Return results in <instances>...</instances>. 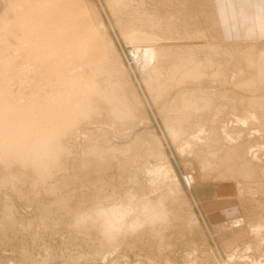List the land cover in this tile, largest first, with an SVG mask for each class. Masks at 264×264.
<instances>
[{
  "label": "rangeland",
  "instance_id": "obj_1",
  "mask_svg": "<svg viewBox=\"0 0 264 264\" xmlns=\"http://www.w3.org/2000/svg\"><path fill=\"white\" fill-rule=\"evenodd\" d=\"M193 4L192 11L199 12L194 26L207 29L215 18L208 0H194ZM117 15H121L122 23H117L108 0H0V130L16 128L22 132L29 127L33 135L28 139L24 135L26 139L21 141L18 133L20 141L15 145L20 152L35 155L22 158L6 154L2 149L3 144L7 145L5 135L0 134V264H264V110L248 106L247 99L255 94L238 89L232 81L222 85L205 77L196 83L188 80L169 94L154 97L146 78L155 73V62L137 50L158 37H153V32L150 36L139 26L145 36L139 34L136 39L132 35L133 39L130 34H134L140 19ZM126 23L130 25L129 35H122L120 27ZM167 33L163 31L160 42L185 44L182 39L168 40ZM67 40L71 44L81 42L86 50L81 45V52L67 48ZM227 42L224 43L232 44ZM244 43L254 45L257 52L264 48V41ZM169 65H160L159 70L168 73ZM96 66H107V73L96 72ZM74 70L93 75L97 84L92 86L97 88L99 84L101 91L109 94L100 99L95 92L90 93L92 100L84 109L86 112L76 111L74 122L70 120L66 129L65 123L60 125L63 129L52 140L58 147L54 156H47L53 157L52 161L48 158V165H52L48 166L50 161L46 159L39 166L38 160L46 156L40 150L34 153L30 146L37 143V138L39 142L46 137L41 133L47 130L49 120L43 116L52 107L47 110L48 104L43 100L57 93L59 102L69 97H60L67 88L76 92ZM247 73L249 78L255 74L252 69ZM65 74L66 79L72 76L68 79L73 82L66 83ZM200 85L231 91L244 98L245 103L235 100L234 105L218 97L222 92L213 93L226 104L220 111L221 120L213 124L210 113L194 112L181 127L184 135L176 139L166 124L173 99L177 91L197 89ZM21 95L24 97L19 103H26L27 98L32 104L43 103L42 111L48 112L43 116L40 112L37 117L42 116L41 119H29L27 124L23 106L17 112V107H11ZM110 95L112 103L108 101ZM173 113L175 121L185 117L180 112ZM217 136L222 143L213 141ZM231 144L234 154L227 164L221 158ZM90 146H95L96 152ZM204 157L213 165L205 172ZM237 159L254 160L243 170L240 165L246 160ZM247 169L254 173L247 172L251 176L245 179L240 172ZM128 199L136 207L131 216L141 212L142 204L148 202L165 208L169 217L108 237L100 219L93 218L94 213L100 206H113Z\"/></svg>",
  "mask_w": 264,
  "mask_h": 264
},
{
  "label": "bare ground",
  "instance_id": "obj_2",
  "mask_svg": "<svg viewBox=\"0 0 264 264\" xmlns=\"http://www.w3.org/2000/svg\"><path fill=\"white\" fill-rule=\"evenodd\" d=\"M201 1H204V0H201ZM208 2H209V0H208ZM193 3H194V0H108V5L110 6V9L117 16L116 17V19L118 20L117 23H120L121 21L123 22V20L121 18V15H117V14H124V15L126 14V15H128L127 19H138L139 18L141 20V22H140V20L138 19L139 20L138 24H135V26H134V24L132 25V26L137 27V28L134 30V34H130L131 36L132 35H136V37H134V38L137 39V38H139L140 35H144V34H142V32H143L142 30H141L142 32L139 31L140 27H142L143 29L145 28L144 32H146L147 34L150 35V33L153 32V37H158V38H156V39H154L152 41L154 43H150V42L148 43V41H147L146 44L144 43L142 45L145 48L137 50V51H141L144 54L145 57L147 56V60H149V59L151 60V58H152V63L155 62L154 66H153V69H154L155 73L150 78H146L147 85H148L147 87H149L151 89V91L153 92L152 95L154 97H155V94L162 95V94H164L166 92L169 94L170 91H172L174 89H177L179 87H182V85H184L185 82L188 81V80H193L196 83V82H200L201 80H203L206 77L210 81H212V83L213 82L214 83L215 82H220L222 85H223V83L229 85L228 83H230V81H232L233 83H236L238 85V89L240 88V90H242V91L244 90V91H249L251 93H254L255 97L247 98L250 101L248 103V106L250 105L252 107H258V108H262L264 110V48L261 49L259 52H257L256 49H255V46L252 45L251 43H246L245 44L244 42L243 43L232 42V44H229V45L224 43V42H227V40H225V38L223 37L222 31H221V26L219 25V21H218V18H217V13L214 11L215 8H213V7L212 8L214 10H212V13H214V17L215 18H214V21H213L212 25L208 24V28H207L208 30L205 27L201 26V25L198 26V27H196L197 25L194 26V21L197 20L196 23H198V16H196V15H199V12H195L194 11L195 9L193 7L194 6ZM131 5H132L133 9H132ZM196 6L198 7V5H196ZM211 6H212V4H211ZM192 9H194V10L192 11ZM187 15H189L190 18L187 17ZM203 20H204V18H203ZM204 22H205V20H204ZM128 25H129V23L128 24L126 23V25L124 24L122 26L120 25L121 26L120 28L122 29V35L125 34V33H128L129 26H130V25L129 26ZM124 27H128L127 30ZM187 28L190 29V30H187ZM165 30L168 33H170V36L167 38L168 40H169V38H173L172 40H175L176 38L177 39H182V41H184L185 44L183 45V43H181L179 41H178V43H177V41H171L169 43L160 42V40L162 41L163 31H165ZM207 31L209 32L210 35L208 34ZM128 35H129V33H128ZM74 37H76V36H74ZM129 38H131V37H129ZM132 38H133V36H132ZM142 38H143V36H142ZM140 39H141V37H140ZM70 40H72V39H70ZM70 40L66 41V44L68 45L67 48H69V47H70L69 49H71V48L75 49L76 48L77 49L76 51L78 52L79 51L78 49L80 48L81 42H80V45L77 44L78 42L76 43L75 41H73L75 43L71 44ZM157 40H159V41H157ZM138 41H139V39H138ZM143 41H141V42H143ZM67 45H65V46H67ZM82 45H84V44H82ZM139 46H141V45H139ZM85 47H86V45L83 47V49ZM63 50L66 51L67 49L63 48ZM85 50H86V48H85ZM79 52H81V51H79ZM133 52H135V51L133 50ZM68 53L66 52V54H68ZM72 53H71V55H72ZM77 55H80V54L78 53ZM68 57H70V55ZM68 61H69V59H68ZM156 61L159 62V64H157ZM66 63H68V62H66ZM169 63H170V65H169L170 68L168 70V73H163L162 71L159 70V68L162 67L160 65L169 64ZM67 65L64 64V66H67ZM55 66H57V65H55ZM72 67H71V70H72ZM106 67L107 66H105V67L96 66L95 68H93V70H95V71L99 70L100 73H102V75H103L104 72L107 73L106 70H108V68H106ZM66 68H68V67H66ZM74 69H76V68H74ZM250 69L254 70L255 74H254V76L249 78L248 75H247L248 74L247 71L250 70ZM63 71L64 70H62V72ZM65 72L68 73L66 70H65ZM70 72L71 71L69 70V73ZM84 74L85 73H81V72L78 73L77 70H74L72 72V75H74V80L76 81V82L74 81V84L77 86V91L74 92V91H72V89L67 88L66 92L60 95V97L61 96L64 97L65 95H68L69 97L62 98V99H60L59 102H57L58 101L57 97H59V96H57V93L55 92L56 95L55 96L53 95L51 97V99H48L49 101L42 99L44 104H48V108L46 107L47 110H49V108L52 107V109L49 110V112L46 111V112H48V114H46V115H45L46 112L44 111L45 112L44 113L42 111V110H45L44 109L45 107L44 108L40 107L41 104H43V103H41V104L40 103L32 104V103H29V101L27 102V98H26V99H24V100H26V103L21 104L19 102H21L22 101V97H24L22 95L20 97H17L15 100L13 99L14 101H12L13 105H15V106H13L11 104L12 105L11 107H17V108H15L16 112H17V109L20 110L21 106H23V109L25 110V112L23 111L24 112L23 114L25 115V117L22 114H21V116L25 118V119L24 118L23 119L27 122V124H28V120L29 119L32 120V118H36L40 112H42L40 115H42V116L45 115V116H43V119H45V120L48 119L49 120V125L47 124L48 125L47 130L44 131V133H41V134H44L43 136H46V137L45 138L41 137V139L39 137V139H40L39 142H38V138H37V140H36L37 143L32 144L31 146L29 145L31 151H33L34 153L37 152V150L38 151L40 150L39 153H41L43 157L46 156V158L44 157L45 159H43L40 156L42 159L40 158L41 160H38L39 161V166L41 164L46 163V162H44V160H46V159L48 160L49 157L47 158V156H50V155L54 156V155H52V153L58 147H56V145H55L56 142L54 143L52 140L54 139L55 136L58 135L57 133H59V131H61L63 129V127L65 128V125L69 124L70 120H72V122H74L73 119L76 118V114H75L76 111H79L78 113H80V114L83 113V112H86L87 105L89 106V104H90L89 102H91V100H92L91 98H90L91 100L89 99V97H91V96H89V95H91L90 93H92V92L94 93L95 92V95H98V97L100 99L106 98L105 94H109V93H105V92H108V91H101L102 88H100L99 84H98L99 87L98 86H97V88L95 87L96 86L95 84H97L95 82H97V81H96V79H93L94 78L93 75H91L92 76L91 77L90 74L88 75V73L85 74V75ZM91 74H94V72L91 73ZM64 76H65V79H66V74ZM69 76H67L69 79L72 78V76H70V77ZM100 77L102 78L103 76L100 75ZM63 78L64 77H62V79ZM68 78L66 79V83H67V80L70 81ZM100 79H97V80H100ZM103 79H104V77L101 79L102 82H103ZM70 82H73V81H70ZM98 82H100V81H98ZM62 85H63V83H62ZM92 85H95V86H92ZM78 88H80V89H78ZM113 89H115V86H113ZM111 90H110V92H111ZM56 91H58V90H56ZM79 91L81 92L80 93V97H77V95H78L77 93ZM113 91H115V90H113ZM215 92H222L223 94H219L218 97L220 99H222V100L227 101V102H232V104H234V103L236 104L237 101L234 102L235 100H239L240 104H242V105L245 103V99L244 98L239 97L237 94H235V93H233L231 91L228 92L226 90H221V89L212 90V89L207 88V87H202V85H200L197 89H195V88H185V90L177 91V93H176V95H175V97L173 99L174 103H173V105L170 106L171 107V111L170 112H172V113L174 112L175 113L177 111V112H180L181 114H183L185 117L178 118V120L175 121L174 119L177 118L176 116H175L174 119H172V116H171L172 113L168 115L169 117H168V120L166 121L167 122L166 124H167V127H168L169 131L172 132L174 138L178 139V138H180V137H182L184 135L182 133H185V132L182 131L183 129L181 127H182L184 122L186 123V121L189 118H191L190 116L194 112H196V114H198V112H201V111H203L204 113H210L211 121H212L211 123L214 122L216 124V123H218V121L221 120V118H222L221 112H223V110H224L223 106H225L226 104L225 103L222 104L223 101H220V100L216 99L217 97H215L214 94H213ZM75 93H76V95H75ZM114 93H112V95ZM257 95H259V96H257ZM49 96H50V94H49ZM92 96H93V94H92ZM107 97H109V95H107ZM110 97H111V95H110ZM112 97H111V99L109 98L110 100L107 99L109 101V103L111 102ZM118 97L121 98V96H119V95H118ZM114 99H116V98H114ZM4 101L8 102V100H4ZM36 101H37V98H36ZM119 102H121L120 99H119ZM138 102L140 103L139 100H138ZM75 103L78 104V106ZM92 103H95V102H92ZM118 104H120V103H118ZM38 106H39V108H38ZM4 107H5V105H4ZM8 107H10V106H8ZM8 107H6V108H8ZM122 107H123V104H121V108ZM233 107H235V106H233ZM121 108H120V110H121ZM84 109H86V110H84ZM234 109H236V108H233V110ZM11 110H12V108H11ZM120 110L119 111L116 110L117 113H122ZM125 111L128 112V110H125ZM26 114H28V115H26ZM116 116H117V114H116ZM261 116H262V114H261ZM22 117H21V119H22ZM39 117H37V118H39ZM41 117H40V119H41ZM251 117L254 118V116H251ZM182 118H184V120ZM18 119H19V116H18ZM45 120H41V122H45ZM246 120H244V122ZM75 121H77V120H75ZM199 121H202V118ZM251 122H253V121H251ZM9 123H10V121H9ZM29 123H30V120H29ZM63 123H65L64 126L63 127L60 126V125H63ZM196 123H198V121ZM254 123H256V122H254ZM262 123L261 124L259 123L260 126L262 125ZM250 124H252V123H250ZM259 124H256V125H259ZM7 125L5 127H7ZM177 125H179L180 127L177 126ZM17 126H19V125H17ZM43 126L46 127V125H43ZM224 127H225V125H224ZM0 128H1V126H0ZM19 128L21 129L22 127H19ZM20 129H18V130H20ZM29 129L30 128L28 127L26 129L22 130V132L17 131L16 128H11V129L7 128V130H4V131L0 130V134L4 133L5 137L3 139L7 142V145L6 144L2 145V146H4V147H2V149L6 151V154H9V153L14 154V155L17 154L18 156H20L22 158L23 157L27 158V155H30V156L32 155L31 152L30 153H27L25 151L24 152L23 151L20 152L19 151L20 148L16 147V145L19 144L20 140L22 141V140L26 139V137L28 139V138L31 137V135H33V134L30 133L31 130H29ZM213 130L216 131L217 127H214ZM18 133H21L19 135L21 139L17 141V139H19V138H17L18 137V135H17ZM39 134H40V132H39ZM181 139H183V138H181ZM31 140H32V142L34 141L33 139H31ZM216 140L220 141L218 136L215 137L213 141H216ZM230 140L231 139H229V141ZM2 142L4 143V141H2ZM224 142H225V140H224ZM220 143H222V142L220 141ZM25 147L26 146H24L23 149H25ZM90 148L93 149L94 151L96 150L95 146L94 147L90 146ZM16 149H18V150H16ZM185 149H187V148H185ZM233 150H234V145H232V144L230 146L226 147L225 150H224L225 154L223 155V158H221L222 159L221 161H223V162L226 161V163H227V161L230 159V156H232V154H234ZM56 154H57V152H56ZM96 155H97V153H96ZM32 156L35 157V155H32ZM101 156H100V158H101ZM242 156L244 157V155H242ZM242 156L239 155V157H241V158H242ZM34 157H32V158H34ZM52 158L50 159L51 161H52ZM30 159H31V157H30ZM50 160H48V162ZM203 160H206L208 162V163L205 162V163L202 164V168H203L202 171L203 172H205L204 170H206V169L208 170L209 168L213 167V165H211L212 163L209 162L206 159V157H204ZM245 160L246 159L238 160V161H245ZM253 160H251V161H253ZM51 161L49 163H47V165L50 164ZM231 161H233V160H231ZM251 161L248 162L246 160V163L243 162L244 165L240 162L242 164L240 166L243 167V170H246L245 168H247V166L249 167V164H251L250 163ZM229 163L230 162H228L227 164H229ZM47 165H45V166H47ZM51 165H48V166H51ZM232 166H234V164ZM230 168H231V165H230ZM232 170H233V167H232ZM235 170H236V168H235ZM243 170L241 169V171H243ZM247 172L250 173L251 171L247 169V171H244L242 173L240 172V175H242L243 178L247 179L248 176H251ZM263 172H264V170H263ZM253 173H254V171L251 172V174H253ZM191 180L192 179H190V178L188 179L189 183L191 182ZM120 200H122V199H120ZM119 203L118 204L115 203V205H113V206L109 205V206H105V207L102 205L103 208H101V206H100V208L98 207L99 209H97V212L94 213L95 217H93V218L100 219L99 222H101L103 230L107 234H109L108 237H110V235H114L115 233L120 232L121 230L125 231L126 229H129V228L132 229V230H136V229H139V228L141 229V227H143L144 225H148V224L150 225V224L157 223V221L159 219L164 221V219H167V217H169V215L164 210L165 208H163L159 204L154 205V204H150L148 202H144V204H142L143 205L142 206L143 207L142 211L131 216V213L135 212V211H133V209L136 208L135 205H134V207H132L133 205H131V204L133 202L131 203L130 200H129V201H126V202L121 201ZM94 211H96V210L94 209ZM91 214H93V213H91ZM85 215L86 214H84V217H85ZM87 215H89V214H87ZM86 218H88V216H86ZM86 218H85V220H86ZM90 218H92V217H90ZM92 219H90V221Z\"/></svg>",
  "mask_w": 264,
  "mask_h": 264
},
{
  "label": "crops",
  "instance_id": "obj_3",
  "mask_svg": "<svg viewBox=\"0 0 264 264\" xmlns=\"http://www.w3.org/2000/svg\"><path fill=\"white\" fill-rule=\"evenodd\" d=\"M208 3L211 10L215 8L225 40L264 41V0H209Z\"/></svg>",
  "mask_w": 264,
  "mask_h": 264
}]
</instances>
